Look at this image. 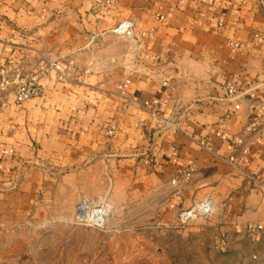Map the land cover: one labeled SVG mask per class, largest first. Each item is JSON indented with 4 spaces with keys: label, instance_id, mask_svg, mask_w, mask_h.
<instances>
[{
    "label": "crops",
    "instance_id": "obj_1",
    "mask_svg": "<svg viewBox=\"0 0 264 264\" xmlns=\"http://www.w3.org/2000/svg\"><path fill=\"white\" fill-rule=\"evenodd\" d=\"M121 19L133 37L113 32ZM38 53L66 77L51 72L21 107L0 99V216L34 191L26 177L43 162L75 178L101 168L108 190L139 207L154 196L167 215L210 199L216 230L264 219V0H1L0 61L30 68Z\"/></svg>",
    "mask_w": 264,
    "mask_h": 264
},
{
    "label": "rangeland",
    "instance_id": "obj_2",
    "mask_svg": "<svg viewBox=\"0 0 264 264\" xmlns=\"http://www.w3.org/2000/svg\"><path fill=\"white\" fill-rule=\"evenodd\" d=\"M33 164L26 179L34 191L0 216V264H264V231L216 230L212 211L182 222L186 209L167 215L149 195L139 207L133 195L108 190L101 168L75 178L54 163ZM83 199L105 210L103 225L77 218Z\"/></svg>",
    "mask_w": 264,
    "mask_h": 264
},
{
    "label": "built area",
    "instance_id": "obj_3",
    "mask_svg": "<svg viewBox=\"0 0 264 264\" xmlns=\"http://www.w3.org/2000/svg\"><path fill=\"white\" fill-rule=\"evenodd\" d=\"M114 0H105L106 5H111ZM1 5V0H0ZM134 23L129 19H121L113 28V32L124 37H133ZM152 36L150 31H143L140 33L139 39H134V43L138 46H142L145 43V39ZM257 37V36H256ZM227 44L231 47H238L237 41H228ZM54 72L58 80H64L66 77V68L62 67L57 61L48 58L43 53H38L34 64L30 68H26L20 61L10 58L4 62L0 61V99H5L9 94L13 96V104L16 107H21L22 104L32 98L39 97L42 94L43 87L41 79ZM128 81L118 85V89L123 93ZM227 93L230 96L236 95V88L234 85H228ZM6 102H2L4 106ZM238 107L237 104L234 105ZM150 113L157 116L153 109ZM229 114L218 120L216 134H220L224 126L225 120L229 118ZM165 128L176 129L175 123L172 121L158 117ZM255 129V122L245 127V131H253ZM117 130V126L114 123H109L106 127L105 133L108 136H113ZM236 143H241V137L235 139ZM202 146L209 149V146L205 145L204 141L200 142ZM240 160H245L243 156ZM235 156H230L228 162L233 164L236 162ZM193 167L190 166L188 170L183 174L181 180L187 181ZM259 185L264 188V180L256 179ZM172 183H175V179H171ZM213 209V204L210 199H205L194 203L190 208L183 210L179 213V219L184 222L187 219L193 218L196 215L208 214ZM107 213L102 207H97L89 204V202L83 199L77 206V218L81 221H85L88 224L101 226L106 219ZM241 229L247 232L249 235L258 236L259 233L264 231V219L258 221L247 222ZM238 229L237 231H239ZM220 244H224L226 237L224 233H221L218 238Z\"/></svg>",
    "mask_w": 264,
    "mask_h": 264
}]
</instances>
